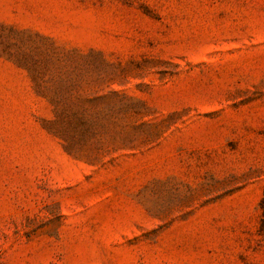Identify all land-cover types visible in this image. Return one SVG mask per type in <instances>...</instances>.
Wrapping results in <instances>:
<instances>
[{"label": "rangeland", "instance_id": "374dc122", "mask_svg": "<svg viewBox=\"0 0 264 264\" xmlns=\"http://www.w3.org/2000/svg\"><path fill=\"white\" fill-rule=\"evenodd\" d=\"M264 0H0V264H264Z\"/></svg>", "mask_w": 264, "mask_h": 264}, {"label": "trees", "instance_id": "16d2710c", "mask_svg": "<svg viewBox=\"0 0 264 264\" xmlns=\"http://www.w3.org/2000/svg\"><path fill=\"white\" fill-rule=\"evenodd\" d=\"M261 207H262V209H263V215H264V198H263L262 201H261ZM262 226H263V228H264V217H263V221H262Z\"/></svg>", "mask_w": 264, "mask_h": 264}]
</instances>
